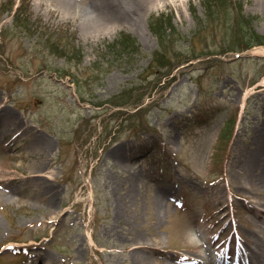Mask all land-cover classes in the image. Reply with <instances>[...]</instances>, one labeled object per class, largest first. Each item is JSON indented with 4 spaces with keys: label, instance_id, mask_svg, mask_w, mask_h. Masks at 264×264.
<instances>
[{
    "label": "rangeland",
    "instance_id": "1",
    "mask_svg": "<svg viewBox=\"0 0 264 264\" xmlns=\"http://www.w3.org/2000/svg\"><path fill=\"white\" fill-rule=\"evenodd\" d=\"M89 2L0 0V264H185L225 226L264 255V184L234 174L264 131V44L238 37L264 41V0H162L85 31Z\"/></svg>",
    "mask_w": 264,
    "mask_h": 264
},
{
    "label": "bare ground",
    "instance_id": "2",
    "mask_svg": "<svg viewBox=\"0 0 264 264\" xmlns=\"http://www.w3.org/2000/svg\"><path fill=\"white\" fill-rule=\"evenodd\" d=\"M38 3L42 4L46 2L48 5L57 4L60 6V9L63 10L64 14L68 15H78V11L75 5V0H37ZM89 7L86 8L85 13L81 10V17L84 20V29L85 31L101 28V27H109L112 25H124V24H132L134 26H138L139 18L144 14V12L149 8L151 4L157 3L162 0H89ZM56 5V6H57ZM248 95H250V91L245 93V96L242 101V108L245 109V104ZM6 111V110H5ZM1 111L0 118L3 119L8 124V128L14 125L15 121L12 122L13 115L10 112ZM20 132L18 143L23 142L26 137L24 135V131L17 130L16 133ZM256 135L252 144H250V150L247 155L238 156L237 159H234V162L237 164V168L234 169V174L239 178H242V182H247L248 185L252 187H256L258 184H264V131L256 130ZM4 137V135L0 136V138ZM37 140H44L43 137H37ZM22 144V143H21ZM243 159L245 160V164L243 165ZM38 169L35 172H42L40 169L41 165L38 164L36 166ZM43 168V166H42ZM35 176H42L40 174L35 173ZM240 178V179H241ZM41 179V177H38ZM135 179V177H134ZM242 186V185H241ZM242 189L247 190V186H242ZM160 196L158 197V205L161 207L163 205L164 198L166 197V192L164 190L161 191ZM36 199V197H33ZM6 199H10V196H6ZM41 199H44L42 196ZM264 210H258L257 218L259 220L264 221ZM254 212V211H253ZM256 212V209H255ZM198 235H200L201 239H197L191 242V246H194L193 260L196 264H215L210 256L207 258L206 255H202L199 253L198 248H203L209 245V241L207 238L201 236L202 232L197 231ZM255 233V231H254ZM240 241L237 244L240 252H245L246 254H250L252 257L249 258L252 261V264H264V255H258V252H255L254 245L251 240H247V236L244 233L240 232ZM257 234V233H256ZM264 242V239H262ZM139 243V242H138ZM211 243V242H210ZM141 244V243H140ZM264 244V243H263ZM149 247V245L144 244L140 247L136 246L132 251H138L141 248ZM156 250V249H154ZM189 258V257H186ZM205 258V259H204ZM139 259V258H138ZM33 259H29L26 263L32 264ZM141 263V260H139ZM138 263V264H140Z\"/></svg>",
    "mask_w": 264,
    "mask_h": 264
},
{
    "label": "trees",
    "instance_id": "3",
    "mask_svg": "<svg viewBox=\"0 0 264 264\" xmlns=\"http://www.w3.org/2000/svg\"><path fill=\"white\" fill-rule=\"evenodd\" d=\"M19 28L21 29V31L22 30H24V31L27 30L25 27H22V26H20ZM241 28L242 27H240L239 28L240 30H238V32H239V36L238 37H240L239 42L240 43H241V41L246 42L248 40L247 41L248 43H242L241 47L239 48V51L240 50L243 51L244 49H247L249 47L251 48V47H254V46H257V45H260V44H264V41L261 39V36H259L257 33H255L251 29L250 25H248V26L245 25V27H243V29H241ZM156 30L160 34H163L161 32L162 30H161L160 27H157ZM163 42H164V40H161V44ZM134 44L135 43H134L133 40L130 42V39L127 38L126 41H124V43H123L124 51H127L130 47L134 48ZM113 46L115 47L116 45H113ZM114 105H116V104L114 103Z\"/></svg>",
    "mask_w": 264,
    "mask_h": 264
}]
</instances>
